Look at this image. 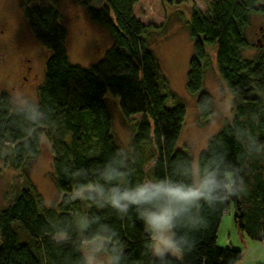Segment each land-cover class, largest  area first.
Returning a JSON list of instances; mask_svg holds the SVG:
<instances>
[{"label":"trees","instance_id":"trees-1","mask_svg":"<svg viewBox=\"0 0 264 264\" xmlns=\"http://www.w3.org/2000/svg\"><path fill=\"white\" fill-rule=\"evenodd\" d=\"M31 1L22 0L21 5L36 39L48 51L45 73L35 102L14 105L7 92H0V157L24 173L45 138L59 198L47 205L24 174L27 183L0 208V264H80V250L99 225L81 233L76 226L79 212L118 231L130 264H152L144 253V227L134 214L121 220L77 197L95 169L118 147L124 148L115 138L110 95L119 98L122 118L131 128L125 148L135 157L129 183L167 175L177 158L193 160L179 144L186 105L161 76L153 45L168 17L161 25L143 22L134 12L141 0H75L112 37L96 62L83 65L70 59L59 0ZM188 10L192 53L186 87L196 97L199 118L206 121L212 114V96L204 88L211 67L208 44L215 49L216 69L235 103V115L208 139L197 160L215 166L228 181L225 186L240 191L201 210L206 223L183 264H237L242 251L217 242L226 212L232 209L240 231L264 242V56L243 54L250 47L246 29L251 16L264 14V0H209L205 12L194 3ZM32 106L39 112L35 119ZM248 135L257 139L260 151L250 148ZM58 231L67 233L66 239H56Z\"/></svg>","mask_w":264,"mask_h":264},{"label":"rangeland","instance_id":"rangeland-1","mask_svg":"<svg viewBox=\"0 0 264 264\" xmlns=\"http://www.w3.org/2000/svg\"><path fill=\"white\" fill-rule=\"evenodd\" d=\"M209 0H141L134 8L135 15L145 23L166 26L154 41V50L161 66L162 77L181 98L187 115L180 138V146L189 150L193 160L205 148L208 139L216 133L225 120L234 113V97L219 75L215 64V49L207 45L211 59L204 78V88L212 96V114L208 120L198 115L196 97L186 87L187 70L192 53V41L186 21L189 20V5L196 4L206 11ZM22 0H0V92L11 96L14 105H24L37 99V87L45 73L48 51L36 39L21 5ZM35 0L30 5L36 4ZM61 22L68 31V51L71 61L83 65L96 62L112 43L109 30L87 15L75 0H59ZM250 47L244 50L245 57L264 56V14H253L246 29ZM119 98L110 95L108 103L114 117V134L124 148L128 146L131 128L121 115ZM136 117H140L137 115ZM52 151L43 138L39 155L28 171L15 167L0 157V208L8 203L11 194L25 185L26 176L42 195L47 205L55 204L59 198L53 178ZM149 164L146 165V168ZM84 217L79 212L78 221ZM1 242V234H0ZM217 242L220 246H232L242 251L237 264H264V244L250 238L238 229L232 209L223 215ZM264 243V242H263Z\"/></svg>","mask_w":264,"mask_h":264},{"label":"clouds","instance_id":"clouds-1","mask_svg":"<svg viewBox=\"0 0 264 264\" xmlns=\"http://www.w3.org/2000/svg\"><path fill=\"white\" fill-rule=\"evenodd\" d=\"M30 110L34 119L39 116L35 106ZM247 142L250 148L261 150L255 137L248 135ZM134 159L128 150L118 147L95 169L77 198H87L121 220L134 214L144 227V253L152 264H183V258L197 247L195 234L205 226L201 210L239 195L240 190L235 185L226 187L228 181L215 166L188 158L170 162L163 177L129 183ZM93 224L99 226L81 248L80 264H130L120 235L111 224L88 216L76 226L86 233ZM54 237L64 240L67 233L58 231Z\"/></svg>","mask_w":264,"mask_h":264},{"label":"crops","instance_id":"crops-1","mask_svg":"<svg viewBox=\"0 0 264 264\" xmlns=\"http://www.w3.org/2000/svg\"><path fill=\"white\" fill-rule=\"evenodd\" d=\"M262 244H264L263 242H261Z\"/></svg>","mask_w":264,"mask_h":264},{"label":"flooded vegetation","instance_id":"flooded-vegetation-1","mask_svg":"<svg viewBox=\"0 0 264 264\" xmlns=\"http://www.w3.org/2000/svg\"><path fill=\"white\" fill-rule=\"evenodd\" d=\"M263 37H264V33H263Z\"/></svg>","mask_w":264,"mask_h":264}]
</instances>
